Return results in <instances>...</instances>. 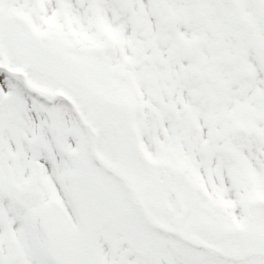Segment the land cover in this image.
<instances>
[{
	"label": "snow or ice",
	"instance_id": "1",
	"mask_svg": "<svg viewBox=\"0 0 264 264\" xmlns=\"http://www.w3.org/2000/svg\"><path fill=\"white\" fill-rule=\"evenodd\" d=\"M0 264H264V0H0Z\"/></svg>",
	"mask_w": 264,
	"mask_h": 264
}]
</instances>
